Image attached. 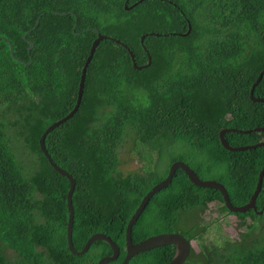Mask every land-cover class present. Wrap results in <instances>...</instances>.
<instances>
[{
	"label": "trees",
	"instance_id": "1",
	"mask_svg": "<svg viewBox=\"0 0 264 264\" xmlns=\"http://www.w3.org/2000/svg\"><path fill=\"white\" fill-rule=\"evenodd\" d=\"M126 1L0 0L6 38L0 39V264H98L113 254L104 241L80 256L70 251L71 183L40 147L47 128L76 105L95 29L107 39L88 67L81 106L46 139L54 162L76 181L75 248L103 233L121 248L107 264H123L130 219L177 160L201 179L224 184L236 206L249 203L256 190L264 147L231 152L220 132L264 126V104L251 99L264 70V0H130L125 8ZM129 49L138 66L148 64V51L151 65L134 68ZM254 95L264 98V77ZM11 133L28 163L15 152ZM225 137L241 147L263 142L264 132ZM126 145L140 163L129 173L120 170ZM214 202L224 217L231 214L219 190L196 186L178 168L139 217L133 242L177 232L200 247L185 264H264V181L258 210L236 214L246 228L239 239L223 235L220 223L217 237L205 239L212 227L205 215ZM221 218L215 221L223 225ZM175 251L155 248L128 264H170Z\"/></svg>",
	"mask_w": 264,
	"mask_h": 264
},
{
	"label": "water",
	"instance_id": "2",
	"mask_svg": "<svg viewBox=\"0 0 264 264\" xmlns=\"http://www.w3.org/2000/svg\"><path fill=\"white\" fill-rule=\"evenodd\" d=\"M131 8H133V6ZM76 27H77V23L75 24L74 28L76 29ZM95 31L97 32L98 37L95 39V41L92 44V47L90 50V55L88 56L86 63H85V66L83 67V70H82V76H81V82H80V86H79L78 99L76 102V106L67 116H65L64 118H62L56 122H54L52 125H50L47 128V130L44 132V134L42 135V137L40 139V146H41L42 152L48 158L51 165L61 175L67 177L71 183V188L69 189V192L67 195V200H68L67 205H68V210H69V219H68V225H67V238H68V246H69L70 251L73 254L80 256V255L85 254L87 251H89V249L91 248V246L95 242L105 241L112 248L113 254L111 256H107V257L102 258L98 264H107V263H110V262L117 260L120 256L119 245L115 241H113V239L111 237H109L108 235L103 234V233H97L89 239V241L86 243L83 250L79 251L75 248L74 242H73V229H74V223H75V210H74V205H73V193H74V190L76 188V181L71 174L66 172L64 169H62L60 166H58L56 162H54V160H53L52 156L50 155V153L48 152L47 146H46L47 136L52 131H54L56 128H58L60 125L64 124L68 120H70L77 113V111L79 110V108L81 106L83 95H84V90H85V83H86L88 67H89V65H90V63L94 57V54H95L99 44L101 43V41H103L104 39H107V36L102 35L98 29H95ZM25 36H27V34ZM144 39H145V36H142V39H141L142 42L144 41ZM117 42L120 43V41H118V40H117ZM29 43H30L29 50L31 51L32 48L34 47V43L32 41H30ZM11 49L13 52V47H11ZM129 53L133 59L134 68L141 70L142 68H146V67L150 66L152 60H151V56L149 54H148V57H149L148 64L143 65V66H138L133 53L130 50H129ZM17 60L21 61V59H19V58H17ZM30 63H32V60L29 63H25V64H30ZM263 75H264V71L260 74L258 80L255 82V84L253 85L252 90H251V98L255 102L264 103V99L256 98L254 96L255 89L258 86V84L262 81ZM228 131H234V132H240V133H252L253 131L262 132V131H264V127L256 128L255 130H248V131H239L236 129H226V130L221 131V133H220L221 142H222L223 146L230 151H247V150L256 149L258 147L264 146V142H261V143L256 144V145L234 147L228 143V141L225 137V134ZM178 168L183 169L186 172V174L188 175L191 182L193 184H195L196 186L219 190L223 194L224 203H225L227 209L231 213H234V214L235 213H246L252 209L257 210V198H258V196L262 190V186H263L264 168L261 170V172L259 174L258 184H257L256 190H255L250 202L244 206H236L231 202L229 192H228L227 188L222 183L214 181V180H203L199 177V175L195 172V170L192 169L188 164H186L183 161H176L171 165L167 178L162 180L157 185H155L146 194V196L143 198L141 204L139 205L138 209L136 210V212L133 214L132 218L130 219L128 226H127V230H126L127 254H126V258H125L123 264H128L135 256H137L143 252L150 251L152 249L163 247L166 245H173L176 248L174 258L170 264H185L187 262L190 254L192 252L194 241L187 239L181 233H177V232L162 233L159 235H154V236H151L149 238H146V239H144L138 243H134L133 239H132L133 227L137 223L139 217L141 216V214L145 210L149 201L151 200V198L155 194H157L161 190L167 188L172 183L173 178H174ZM260 213H262V212H260Z\"/></svg>",
	"mask_w": 264,
	"mask_h": 264
},
{
	"label": "rangeland",
	"instance_id": "3",
	"mask_svg": "<svg viewBox=\"0 0 264 264\" xmlns=\"http://www.w3.org/2000/svg\"><path fill=\"white\" fill-rule=\"evenodd\" d=\"M12 137H11V144L15 150V152L19 155L20 158H22L24 161H26L27 163L29 162V159L27 157L26 154L23 153L24 150V146L21 143V141L18 139V137L11 133ZM129 145H126L124 148H122L121 150V166H120V170L123 173H128L131 171H135L137 169H139L140 167V163H138L137 161H135L132 157V155L129 152ZM222 206V204H219L218 202H214L211 203L206 215H205V222H211L212 223V227H211V231L209 234H207L205 236L206 238H213L216 236L217 233V226L219 225V223L221 224V227L224 228L223 231V235H226L228 237H230L233 240L239 239L240 238V234L242 232L246 231V228L242 227L240 228L239 224L241 222L240 218L236 215H230L227 214L226 217L223 216V214H220V207ZM219 216H222L221 221H223L224 219L226 220V222L222 225L221 222H216L215 219ZM229 222V223H228ZM217 237V236H216ZM194 250L196 253L200 252V247L197 241L194 242ZM14 252L10 249H7L6 251V256L11 259L14 260Z\"/></svg>",
	"mask_w": 264,
	"mask_h": 264
},
{
	"label": "clouds",
	"instance_id": "4",
	"mask_svg": "<svg viewBox=\"0 0 264 264\" xmlns=\"http://www.w3.org/2000/svg\"><path fill=\"white\" fill-rule=\"evenodd\" d=\"M128 1H130V0H127L126 1V3H125V8H126V6H127V2ZM143 0H141L140 2H142ZM146 0H144L143 2H145ZM138 3L139 2H136V3H134V4H132V6H133V8L136 6V5H138ZM132 6H130L129 8L130 9H133V8H131ZM38 23H39V21L37 22V25H38ZM77 23V22H76ZM75 23V24H76ZM74 30H76L75 28H74ZM75 32V31H74ZM76 34H78V33H76ZM2 34H0V39H3V40H6V38L5 37H3V36H1ZM26 35V34H25ZM24 35V39H27V36H28V33H27V36H25ZM158 35V34H157ZM143 36H145V38H146V35H143ZM141 39H142V37H141ZM8 41V43H9V45H10V49H11V47H13V45H12V42L10 41V40H7ZM31 41V40H30ZM29 41V42H30ZM95 41V40H94ZM144 41H145V39H144ZM144 41L142 42V40H141V42H142V44H144ZM33 42V41H32ZM34 43V42H33ZM30 44V43H29ZM34 46H35V44H34ZM30 47V46H29ZM34 48V47H33ZM32 48V49H33ZM130 50V49H129ZM146 50V49H145ZM32 51V50H31ZM30 51V52H31ZM131 51V50H130ZM147 51V50H146ZM132 52V51H131ZM11 53H12V55H13V57H15L16 55H15V53H14V47H13V52H12V49H11ZM147 54H149V52L147 51ZM150 55V54H149ZM151 56V55H150ZM20 59V58H19ZM32 60V59H31ZM30 60V61H31ZM151 60H152V57H151ZM19 61V60H18ZM20 62H22V60L20 61ZM32 62H33V60H32ZM148 62H149V57H148ZM22 63H26L25 61H23ZM152 63V62H151ZM31 64V63H30ZM151 65V64H150ZM264 71V70H263ZM262 71V72H263ZM261 72V73H262ZM260 73V74H261ZM81 76H82V74H81ZM260 76V75H259ZM263 77H264V75H263ZM259 78V77H258ZM258 80V79H257ZM263 80V79H262ZM80 82H81V80H80ZM255 84V83H254ZM253 84V85H254ZM259 85V84H258ZM80 86V85H79ZM253 87V86H252ZM257 88V87H256ZM252 90V89H251ZM256 90V89H255ZM79 91V90H78ZM255 93V92H254ZM255 96V95H254ZM256 97V96H255ZM256 98H258V97H256ZM77 99H78V97H77ZM252 99V98H251ZM262 99H264V98H262ZM253 101V100H252ZM255 102V101H254ZM259 103H262V102H259ZM264 104V103H263ZM76 106V105H75ZM75 108V107H74ZM264 127V126H263ZM257 128H261V127H257ZM256 129V128H255ZM255 129H252V130H255ZM226 130V129H225ZM223 131V130H222ZM239 131H242V130H239ZM246 131H248V130H246ZM229 132V131H228ZM234 132V131H233ZM253 132H257V131H253ZM252 132V133H253ZM262 132H264V131H262ZM221 133V132H220ZM236 133H240V132H236ZM260 133V132H259ZM244 134H251V133H244ZM264 142V141H263ZM259 143H261V142H259ZM259 143H257V144H259ZM256 145V144H255ZM41 147V146H40ZM242 147V146H241ZM264 147V146H263ZM258 148H260V147H258ZM257 149V148H256ZM228 150V149H227ZM251 150H253V149H251ZM230 151V150H229ZM231 152H239V151H231ZM120 156H121V152H120ZM48 159V158H47ZM177 161H180V160H177ZM176 162V161H175ZM184 162V161H183ZM173 164V163H172ZM187 164V163H186ZM171 167V166H170ZM264 168V167H263ZM262 168V169H263ZM181 169V168H180ZM183 170V169H182ZM136 171V170H135ZM170 171V170H169ZM184 171V170H183ZM132 172V171H131ZM177 172V171H176ZM185 172V171H184ZM129 173V172H128ZM186 173V172H185ZM188 176V175H187ZM175 177V176H174ZM167 178V177H166ZM174 179V178H173ZM215 181V180H214ZM264 181V180H263ZM218 182V181H217ZM224 185V184H223ZM225 186V185H224ZM226 187V186H225ZM262 188H263V186H262ZM228 190V189H227ZM262 191V190H261ZM229 192V191H228ZM259 197V196H258ZM252 198V197H251ZM258 199V198H257ZM251 200V199H250ZM248 204V203H247ZM226 206V205H225ZM244 206V205H243ZM252 210H254V209H252ZM257 210H258V207H257ZM257 210H255V211H257ZM229 211V210H228ZM230 212V211H229ZM237 213H231L230 215H236ZM237 216V215H236ZM114 241V240H113ZM194 242L195 241H197V240H193ZM105 242V241H104ZM194 242H193V249H192V251L194 250ZM198 242V241H197ZM107 243V242H106ZM195 251V250H194ZM120 253H121V248H120ZM189 259V258H188Z\"/></svg>",
	"mask_w": 264,
	"mask_h": 264
}]
</instances>
